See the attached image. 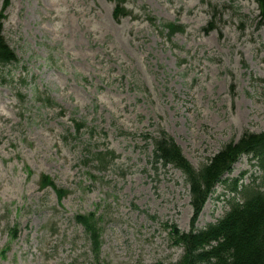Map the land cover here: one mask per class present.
Listing matches in <instances>:
<instances>
[{
    "label": "rangeland",
    "instance_id": "obj_1",
    "mask_svg": "<svg viewBox=\"0 0 264 264\" xmlns=\"http://www.w3.org/2000/svg\"><path fill=\"white\" fill-rule=\"evenodd\" d=\"M123 4L121 17L113 0H10L4 9L17 60L0 76V264H95L78 213L96 218L101 264L178 261L170 232L191 227L189 186L179 169L152 163L151 137L164 130L198 168L244 131H264L254 0ZM161 22L183 30L168 36ZM73 119L84 123L77 133ZM98 149L115 157L100 166ZM254 161L241 155L223 174L194 228L229 209L233 179L261 183ZM42 174L67 190L60 200L40 187Z\"/></svg>",
    "mask_w": 264,
    "mask_h": 264
},
{
    "label": "trees",
    "instance_id": "obj_2",
    "mask_svg": "<svg viewBox=\"0 0 264 264\" xmlns=\"http://www.w3.org/2000/svg\"><path fill=\"white\" fill-rule=\"evenodd\" d=\"M115 2L113 13L116 17L127 15L129 11L124 6V0ZM259 8L260 21L264 22V0H255ZM10 0H3L0 9V76L4 65L14 63L17 55L2 34L1 20L4 9ZM151 21H154L150 18ZM161 27L168 36L182 31L183 26L175 22H161ZM208 28V27H207ZM206 28V29H207ZM212 26H209L211 29ZM34 99L50 106L56 105L48 95L35 90ZM44 95V96H41ZM74 131L79 132L83 122L75 121ZM152 163L163 167L171 165L182 172L185 182L189 186L190 204L193 210L191 227L181 231L173 226L171 235L173 242L183 248L180 259L173 263L156 262L155 264H264V131H244L237 140L224 143L221 148L198 168L194 167L182 154L179 145L164 130H159L151 137ZM248 155L255 160L254 164L262 171L261 183L255 179L249 184H239L233 179L229 189L233 197L229 201V209L214 223L198 229L194 228V220L215 184L226 182L223 174L230 172L232 165L241 155ZM95 160L100 166L106 165L115 153L112 150L98 149L94 152ZM41 188H51L58 200L67 190L57 187L47 175L40 176ZM81 224L91 241V250L95 264H101L99 259L100 232L93 213L74 216ZM12 229V236H15Z\"/></svg>",
    "mask_w": 264,
    "mask_h": 264
}]
</instances>
